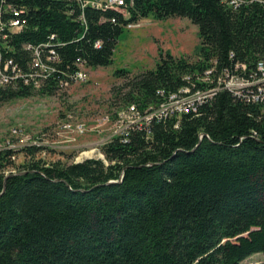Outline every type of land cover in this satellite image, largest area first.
<instances>
[{
  "label": "trees",
  "instance_id": "trees-1",
  "mask_svg": "<svg viewBox=\"0 0 264 264\" xmlns=\"http://www.w3.org/2000/svg\"><path fill=\"white\" fill-rule=\"evenodd\" d=\"M125 2L101 9L70 0H6L23 9L26 24L7 41L5 55L26 70L24 44L52 41L61 61L41 90L22 82L0 88V106L54 92L63 72L79 69L78 59L87 67L111 65L126 26L151 15L197 24L199 59L161 50L155 68L125 83V104L144 110L162 101L159 90L188 84L186 76L205 88L197 78L214 65V75L238 61L251 71L264 59L261 0L237 8L222 0ZM147 136L135 130L127 142L105 144L108 164L32 161L6 174L15 150L0 151V264H264V104L221 90L198 113L153 122ZM258 253L263 260L245 263Z\"/></svg>",
  "mask_w": 264,
  "mask_h": 264
},
{
  "label": "rangeland",
  "instance_id": "rangeland-1",
  "mask_svg": "<svg viewBox=\"0 0 264 264\" xmlns=\"http://www.w3.org/2000/svg\"><path fill=\"white\" fill-rule=\"evenodd\" d=\"M199 44V27L189 18L174 16L160 20L151 15L126 26L111 65L85 66L82 68L85 79L58 84L52 93L35 92L2 104L0 151L15 150L4 172H17L32 161L69 164L91 158L104 160L102 147L124 130L125 120L119 121L120 112L129 114L130 104H125L120 95L128 79L155 68L161 50L196 62ZM118 69H127L130 73L117 76ZM251 71L253 75L257 73V69ZM38 90L41 89H34ZM128 119L133 120L132 116ZM30 147L38 150L31 152L27 150ZM244 236L248 237L249 233L234 239ZM261 260L263 254L258 253L245 263Z\"/></svg>",
  "mask_w": 264,
  "mask_h": 264
},
{
  "label": "built area",
  "instance_id": "built-area-1",
  "mask_svg": "<svg viewBox=\"0 0 264 264\" xmlns=\"http://www.w3.org/2000/svg\"><path fill=\"white\" fill-rule=\"evenodd\" d=\"M5 1L3 0V4L0 6V88L8 86L15 88L22 82L25 85L32 86L33 89H41L48 83L50 77L58 72L61 60L56 45L52 41L40 44L25 43L24 49L30 52L29 66L26 70L18 66L12 57L6 56L5 52L10 51V45H7V41L11 39L14 33L24 28L26 20L22 17L24 14L23 9L17 8L13 3L4 4ZM70 1L80 2L82 8L88 5L101 9L110 7L125 8L126 6L125 0ZM222 1L233 8L239 7L244 2V0ZM261 1L264 3V0ZM112 21H115V19H112ZM54 37L52 36V39ZM100 45L101 41H97L96 46L99 47ZM233 55L232 53L231 56ZM76 65L79 69L74 72H63L65 77L64 79L61 78L58 84H61V86L68 85L87 77L82 70L86 64L78 59ZM215 67L214 65L209 68L204 75L197 78L198 82L207 83L208 86L205 88H198L197 84L191 81V77L186 76L188 84L182 86L178 91L167 92L164 89L158 91V94L162 97L159 104H153L144 110H141L137 104H130L127 109L129 114H125L124 111L119 114L120 120H118H125V122H122L124 130L119 132L117 138L127 142L130 140V134L135 130L147 131V137L150 138L153 122H161L173 116L180 117L183 114L198 113L200 106L210 101L223 89L229 90L235 97L245 103L264 104V59L257 62V73L255 75L252 74V71L248 72L246 64L240 62H237L233 69L225 68L221 73L214 75ZM254 76H261V78H254ZM129 116H132V121L128 119ZM179 122L177 120L175 127L179 126ZM203 136L202 133L200 138ZM104 161L108 164L105 158Z\"/></svg>",
  "mask_w": 264,
  "mask_h": 264
}]
</instances>
